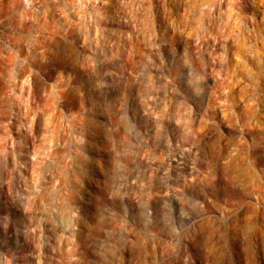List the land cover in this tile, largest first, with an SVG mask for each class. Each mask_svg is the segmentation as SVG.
I'll use <instances>...</instances> for the list:
<instances>
[{
    "label": "clouds",
    "instance_id": "9594fccd",
    "mask_svg": "<svg viewBox=\"0 0 264 264\" xmlns=\"http://www.w3.org/2000/svg\"><path fill=\"white\" fill-rule=\"evenodd\" d=\"M0 264H264V0H0Z\"/></svg>",
    "mask_w": 264,
    "mask_h": 264
}]
</instances>
